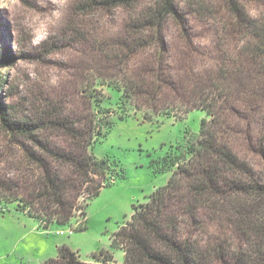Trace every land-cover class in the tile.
<instances>
[{"label":"trees","instance_id":"1","mask_svg":"<svg viewBox=\"0 0 264 264\" xmlns=\"http://www.w3.org/2000/svg\"><path fill=\"white\" fill-rule=\"evenodd\" d=\"M250 1L83 0L79 6L82 11L127 12L121 54L145 45L142 38L150 30L153 38L162 35L170 19L185 30V14L237 37L232 53L222 49L215 70L195 75L181 90L206 116L197 134L189 136L186 129L184 140L161 159L158 170L170 174L165 185L135 207L129 221L110 238V247L123 252L121 264H264V7L252 16L246 7ZM9 54L1 49L0 59L8 60ZM154 75L152 93L159 70ZM4 82L0 75V89ZM96 83L112 87L122 109L132 101L137 106L138 98L147 102L137 80L118 84L94 78ZM91 97V126L81 132L65 120L14 116L0 94V130L20 147L25 161L14 166L9 162L10 176L0 169V203H15V210L44 228L68 224L76 212L85 213L88 201L116 174L109 157L98 159L92 153L107 131L105 127L102 132V126L111 121H103V98ZM243 122L262 133L255 137L253 128L247 130L262 158L260 167L232 146L231 138ZM46 133L65 135L71 143L51 144ZM0 211L5 208L0 206ZM90 260L60 245L56 256L41 264H116L108 250L93 253Z\"/></svg>","mask_w":264,"mask_h":264},{"label":"rangeland","instance_id":"2","mask_svg":"<svg viewBox=\"0 0 264 264\" xmlns=\"http://www.w3.org/2000/svg\"><path fill=\"white\" fill-rule=\"evenodd\" d=\"M82 1L0 0V51L11 57L0 59V75L5 79L0 94L14 116H33L40 122L65 120L81 132L91 126V96L103 98L102 118L111 124L102 126V132L105 127L107 131L98 137L92 153L98 159L109 157L116 174L88 201L84 214L76 212L64 225L44 228L37 219L15 210V203L1 202L5 211H0V264H41L56 256L60 245L81 260L106 249L121 264L123 252L110 247V238L129 221L135 207L165 185L170 174L158 170L161 159L184 140L186 129L189 136L197 134L206 116L181 90L195 75L215 70L222 49L232 53L236 45L233 33L224 34L217 26L185 14V30L170 19L162 35L153 38L150 30L142 38L145 45L121 54L127 12L82 11ZM246 7L256 16L264 0H252ZM156 70L160 81L154 82L156 93H152ZM94 78L118 84L137 80L147 102L138 98L137 106L132 101L122 109L118 93L106 83L95 86ZM244 123L232 136V146L259 166L262 158L247 130L253 128L255 137L262 133L258 126ZM44 135L57 146L71 143L65 135ZM9 162L25 163L20 147L0 130V169L6 176H10ZM195 235L200 237V232Z\"/></svg>","mask_w":264,"mask_h":264},{"label":"crops","instance_id":"3","mask_svg":"<svg viewBox=\"0 0 264 264\" xmlns=\"http://www.w3.org/2000/svg\"><path fill=\"white\" fill-rule=\"evenodd\" d=\"M103 250H106V249H103ZM93 253H96V252H93ZM93 253H92V254H93ZM44 260H46V259H44ZM84 261H91V260H90V258H89V259L84 260ZM42 262H43V261H42Z\"/></svg>","mask_w":264,"mask_h":264},{"label":"built area","instance_id":"4","mask_svg":"<svg viewBox=\"0 0 264 264\" xmlns=\"http://www.w3.org/2000/svg\"><path fill=\"white\" fill-rule=\"evenodd\" d=\"M60 233V232H59ZM62 233V232H61Z\"/></svg>","mask_w":264,"mask_h":264}]
</instances>
